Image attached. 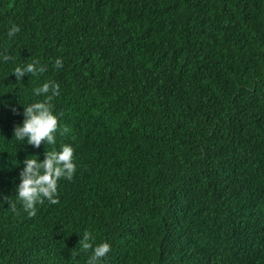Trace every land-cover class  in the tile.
Wrapping results in <instances>:
<instances>
[{
	"label": "trees",
	"instance_id": "1",
	"mask_svg": "<svg viewBox=\"0 0 264 264\" xmlns=\"http://www.w3.org/2000/svg\"><path fill=\"white\" fill-rule=\"evenodd\" d=\"M46 96L56 145L17 141ZM64 143L76 171L29 216L23 161ZM85 230L101 264H264V0H0V264H85Z\"/></svg>",
	"mask_w": 264,
	"mask_h": 264
},
{
	"label": "clouds",
	"instance_id": "2",
	"mask_svg": "<svg viewBox=\"0 0 264 264\" xmlns=\"http://www.w3.org/2000/svg\"><path fill=\"white\" fill-rule=\"evenodd\" d=\"M19 31V27L12 24L8 28V36L12 37ZM63 66L61 58L55 59L54 67ZM45 67L38 61L17 65L12 73L18 81H22L25 74L33 76L45 72ZM59 84L46 80L39 87L33 89V94L41 96L51 92V96L58 94ZM51 96L44 100H36L22 104L24 108L23 120L15 126L13 138L29 145L39 147L42 142L55 146L57 143L56 132L58 129V116L49 103ZM74 148L71 144H60L59 148L46 152V157L40 161L38 156H26L23 161V169L19 175V183L15 187V197L29 216L36 213V205L47 199L51 203H57L58 182L61 178L71 179L76 171L73 159ZM31 157V158H30ZM78 241L79 251L89 252L85 264H101L103 257L110 250V243L96 242L95 237L88 230L83 231ZM78 254V253H77Z\"/></svg>",
	"mask_w": 264,
	"mask_h": 264
}]
</instances>
